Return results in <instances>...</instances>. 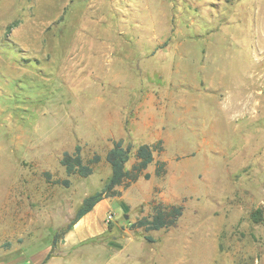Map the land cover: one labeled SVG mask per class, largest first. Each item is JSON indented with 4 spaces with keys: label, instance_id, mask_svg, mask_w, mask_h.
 <instances>
[{
    "label": "rangeland",
    "instance_id": "rangeland-1",
    "mask_svg": "<svg viewBox=\"0 0 264 264\" xmlns=\"http://www.w3.org/2000/svg\"><path fill=\"white\" fill-rule=\"evenodd\" d=\"M118 140L156 148L151 177L117 187L107 230L67 247ZM77 146L85 162L102 158L89 177L61 165ZM158 204L184 214L169 229L132 228ZM37 253L264 264V0H0V264Z\"/></svg>",
    "mask_w": 264,
    "mask_h": 264
},
{
    "label": "trees",
    "instance_id": "trees-1",
    "mask_svg": "<svg viewBox=\"0 0 264 264\" xmlns=\"http://www.w3.org/2000/svg\"><path fill=\"white\" fill-rule=\"evenodd\" d=\"M19 22L15 21L7 27V32L10 33L18 26ZM156 148L149 144H141L133 146L132 144L125 145L123 140L113 142L112 148L106 155V161L111 168V176L105 188L94 195L89 196L83 202V205L78 210L74 220L70 223L65 233L71 231L74 226L88 213H90L101 201L118 197L121 195L116 190L117 187L124 183H134L140 177L150 179L149 173L144 174L149 166L155 163ZM135 159V164L131 169H127V165L132 159ZM100 155H95L89 161L85 162L81 155V147L77 146L73 153H64L61 165L65 168L68 177L79 175L81 177H89L93 174L94 168L101 162ZM156 175L161 176L166 173V163L157 162ZM63 184L66 187L70 186V181L65 180ZM184 214V206L182 205H163L158 204L154 207V214L150 218H143L132 225L133 229H144L146 232L161 231L174 227L179 219ZM261 212L253 214L255 222L261 220ZM148 242H154L151 237H146ZM49 257V256H48Z\"/></svg>",
    "mask_w": 264,
    "mask_h": 264
},
{
    "label": "crops",
    "instance_id": "crops-1",
    "mask_svg": "<svg viewBox=\"0 0 264 264\" xmlns=\"http://www.w3.org/2000/svg\"><path fill=\"white\" fill-rule=\"evenodd\" d=\"M108 208H109V204H107L106 200H103L90 213L85 215L74 226V228L71 231L66 233V239H65L66 246L72 247L74 245H82L85 244V242L94 240L99 236H101L107 230V227L104 224V217L108 211ZM95 216L99 218V223L101 221L103 225V228L100 231L95 230L96 223H94V219H93ZM39 254L37 253L32 257H27L26 255L25 260L20 264H64L65 262L62 256H54L50 258V253H48L44 258L43 257L40 258Z\"/></svg>",
    "mask_w": 264,
    "mask_h": 264
},
{
    "label": "built area",
    "instance_id": "built-area-1",
    "mask_svg": "<svg viewBox=\"0 0 264 264\" xmlns=\"http://www.w3.org/2000/svg\"><path fill=\"white\" fill-rule=\"evenodd\" d=\"M111 218V217H110Z\"/></svg>",
    "mask_w": 264,
    "mask_h": 264
}]
</instances>
